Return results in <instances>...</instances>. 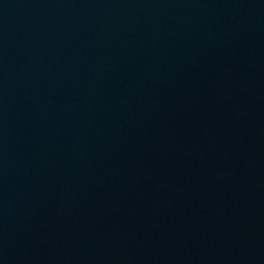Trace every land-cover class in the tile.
Here are the masks:
<instances>
[{
    "label": "water",
    "instance_id": "obj_1",
    "mask_svg": "<svg viewBox=\"0 0 264 264\" xmlns=\"http://www.w3.org/2000/svg\"><path fill=\"white\" fill-rule=\"evenodd\" d=\"M0 264H264V0H0Z\"/></svg>",
    "mask_w": 264,
    "mask_h": 264
}]
</instances>
